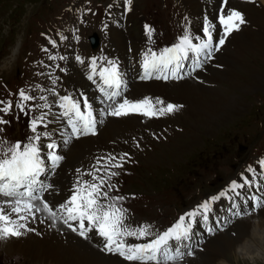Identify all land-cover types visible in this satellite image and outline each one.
Listing matches in <instances>:
<instances>
[{"label":"rangeland","instance_id":"obj_1","mask_svg":"<svg viewBox=\"0 0 264 264\" xmlns=\"http://www.w3.org/2000/svg\"><path fill=\"white\" fill-rule=\"evenodd\" d=\"M66 1L0 0V101H11L14 105L9 113H0V116L10 121L7 125H0V128L4 129L0 132V140L8 141L9 145L16 141L26 142L27 138L33 135L30 130V121L37 117V111L40 110L37 102L41 101L39 99L41 95L35 91H28L29 87L42 85L46 77H52L51 75L58 71H65L67 68L64 66L62 70V67L69 60L76 56L89 60L93 56L98 58L101 65H104L105 61L100 58L113 60L115 46L110 41V36L134 34L136 37L126 42L129 47L133 44L138 45L136 38L142 37V45L145 50L151 48L157 52L178 42V37L184 35L186 31L193 35L203 36L202 29L205 18L199 20L198 13L208 7L214 12L215 30L213 33L217 34L216 24L218 22L215 9L222 7L219 0H195L196 2L193 0H133L132 8L136 10L135 16L127 17V12H129L127 6L126 12L113 10V14L108 8V5H112L114 2L121 8L124 0H73L68 7L69 11L65 10L68 4ZM111 1L113 2L108 3ZM233 1L235 4L229 6L228 0V8L239 11L244 19V23L240 24L239 29L236 30V33H239L242 27L250 25L245 12L249 9H246L247 7H244L243 10L238 8L239 2L244 0ZM245 2L248 4L247 6L258 5L255 1ZM43 4L54 5V7H50L48 13L44 11L46 8L42 7ZM42 14L48 15V19H44L43 22L47 25L50 22L52 31H57L59 28L73 38L71 42H66L59 33L50 36L46 48L49 47L50 56H55L57 59L50 64L48 71H46V65H42L41 71L38 66L42 59L47 58L46 51L41 55V59L34 64L37 55H39V46L36 48L34 43L44 28L31 24V21L34 17L43 19ZM114 19L118 22L117 24H112ZM192 21L195 24L191 23ZM107 23H111L113 27L115 25L114 28L119 32L116 31V34L108 32ZM192 24L196 29L194 32L191 29ZM145 25L154 29L151 41L145 30ZM254 26L250 30L252 37L240 47L235 59L227 57L228 63L221 62V58L226 57L230 52L229 48H225L226 39L219 50L213 53L212 59L204 64L203 67L213 61L212 70L220 71L217 82L209 84L204 81L203 77L199 78L195 75L194 78L193 76L192 79L194 78V83L197 86L199 84L205 86L203 92L197 93L195 85L190 92L176 101L160 98L165 104L172 103L179 106L178 110L159 117L149 118L140 115L138 122L132 123L130 127L120 129L117 136L107 142L102 152L95 156V160L88 170L81 166L78 167V181H91L92 177L87 173L101 165H105V167L102 169V173H97V175L104 174L108 170L119 173L108 181L118 189V191L111 192L110 195L125 197L121 204L127 209L129 225L135 227L147 224L162 232L175 223L184 211L196 208L204 199L207 202L218 196L230 183L237 180L239 173H250L249 168H253L257 172V166L261 165L260 161H264V27L258 24ZM77 36L79 40L75 38ZM214 36L216 37V35L213 34L215 43L217 40ZM91 37L97 40L93 47L90 43ZM50 41H55V45ZM218 55L221 56L215 62L214 57ZM60 56H64L65 59H59ZM137 61H140L139 57H137ZM64 71L56 76L55 84L50 82L48 86H52L59 96L71 95L76 99ZM255 74L257 80L254 77ZM17 85L20 86V89L25 88L29 96L36 98L26 102V111L31 109L28 114L15 107L19 102ZM43 92L41 91V93ZM47 95L52 98L56 97L51 91H48ZM224 95L231 98L229 106L226 107H223V104L226 103ZM148 97L157 99L151 95ZM2 106L0 105V107ZM133 115L138 116V114H130V117ZM45 144L46 142L41 141V145ZM130 145H136L137 149L145 148V151L138 152L131 149ZM62 152L61 155L63 154L65 157V149ZM124 153L128 154L124 161L119 159L115 161L122 162V168L107 166L110 156L119 158ZM98 159L100 164H97ZM60 166L63 172L67 170L62 163ZM258 181L262 184L260 192L264 193V182H262L264 179H258ZM228 202L233 210L239 212L237 207H234L236 202L234 196L228 194ZM212 210L222 212V207L216 205ZM225 212L228 216L230 215L229 212ZM220 215L221 213L218 214V218ZM239 218H241L240 215H235L231 219V224L235 225ZM223 219L224 217L221 218L222 224H224ZM63 225L72 232L75 239L79 238L77 230L73 231V225L72 227H69V224ZM201 229L206 235L208 234L209 227L207 225ZM251 237L249 235V240L246 241V243L249 241L247 244L251 243V251L242 250V247H239V255L236 260L227 255L229 259L224 260V263L264 264V242L260 243L261 248H258L252 242L254 237L252 239ZM4 243L9 249L6 242ZM12 254L21 255V260L17 256L10 257ZM1 257H5V262L1 260ZM80 260L76 255L73 257L74 264H80ZM119 260L124 264L133 263L122 258ZM0 264L40 263L19 252L12 251L11 253V251L3 250L0 247Z\"/></svg>","mask_w":264,"mask_h":264},{"label":"snow or ice","instance_id":"obj_2","mask_svg":"<svg viewBox=\"0 0 264 264\" xmlns=\"http://www.w3.org/2000/svg\"><path fill=\"white\" fill-rule=\"evenodd\" d=\"M133 0H124L127 10H131ZM228 0H222L220 9L219 24L223 26V36L218 41L213 42V31L215 25L205 18L203 25V36L193 35L185 32L184 35L178 37V42L163 49L154 51L149 48L143 53L141 62L142 72L138 79H168L169 74L173 78H179V72L184 67L183 61L192 60L193 70L199 69L204 63L211 60L213 53L218 51L220 46L225 43L226 36L233 30H238L240 24L244 23L242 14L239 11L229 9L227 7ZM113 7L109 4L108 8ZM91 11V9H88ZM145 30L149 40H152L154 29L145 25ZM66 37H62L65 39ZM79 40V37H75ZM55 45V41H50ZM46 51V49H45ZM191 54V55H190ZM49 59H57L50 56ZM59 59L64 60V56ZM75 59L84 64L85 60L80 56ZM105 61L104 65L97 67L98 58L92 57L89 62L90 73L87 77L97 85L102 99L109 102L99 113V119L94 115L92 105L87 97L74 99L71 95L59 96L55 89H50L54 95L59 96L58 105L47 103V97L41 96L39 99L45 103L39 105L40 109H48L49 111H41L40 115L30 121V130L33 135L27 138L26 142L16 141L9 145L8 141L0 140V240H5L10 236H19L22 233L19 229L25 225L19 224L18 220H27L29 215L34 212L44 211L48 213L52 219H57L58 212L67 213V219L64 223L71 221H79V235L85 236V221H87L90 231L93 227L98 234L105 238V248L109 252H113L123 257L126 261L133 264H178L185 255L191 252L182 251L183 242L190 239L192 235V227L195 217L202 216L206 222L208 220L209 204L202 203L194 211L181 215L179 219L166 230L160 232L155 230L151 225L131 226L127 223V209L121 202L125 200L124 196L110 195L113 191H118L115 185L108 181L119 173L108 170L104 174L102 169L105 165L95 167L92 172L87 173L92 177L91 181H77L75 190L71 197L58 207L50 206L44 199L43 193L53 185L48 184L45 180L40 179L41 176L48 178L55 169L60 166V162L64 157L58 154L59 144L53 139L54 133L48 130L47 117L52 115L51 108L58 107L62 111L59 117L66 119V123L71 128V134L62 140V144L67 146L73 136L79 138L82 135H95L97 123L102 124L105 116H128L130 114H138L145 117H159L170 114L178 110L177 105L167 103L160 99L144 97L138 100H131L124 96L127 90V82L120 72L118 65L113 60L100 58ZM190 74V73H189ZM98 78V79H97ZM56 81L53 80V84ZM19 102L15 105L21 112L28 114L26 111L27 101L35 100V97L29 96L24 90L18 92ZM0 113H9L14 105L11 101H0ZM83 105V107H82ZM10 121L0 116V125H7ZM40 129H44L41 131ZM4 129L0 128V132ZM42 140H48L45 145H41ZM43 148L48 151L45 153ZM128 154L124 153L119 158L110 156L107 166L110 168H122L123 163H117V159L124 161ZM100 164V160H97ZM262 166L261 172L257 173L255 169L249 168L256 178L264 177V161H260ZM79 171V170H77ZM264 182V181H262ZM254 179L245 177L243 182L237 184L235 181L231 185V189L251 187ZM107 189L106 191L103 189ZM226 192H221L213 200H218L226 196ZM241 194L236 193V197ZM40 202L42 207L35 202ZM258 207H264V203L257 201ZM235 207V205H234ZM245 214L247 211L242 209ZM234 215H240L235 212ZM15 217V218H14ZM69 227L72 225L69 224ZM77 229L73 228V231ZM211 230V229H210ZM127 238L136 240H144V243L129 244Z\"/></svg>","mask_w":264,"mask_h":264},{"label":"bare ground","instance_id":"obj_3","mask_svg":"<svg viewBox=\"0 0 264 264\" xmlns=\"http://www.w3.org/2000/svg\"><path fill=\"white\" fill-rule=\"evenodd\" d=\"M193 1L196 2L195 0ZM261 2L264 4V0H261ZM239 3L240 5H237L238 8H241L243 10L245 9L244 7H247L246 9H249L245 12L247 18L249 19L250 25L248 27H242L239 33H232L228 36L225 43V48H229L231 54L229 52L226 57L221 58V62L223 64L228 63L227 57L235 59V55L237 54V51L240 49V47L244 44V42H247L252 37L250 30L255 24L264 27L263 7H261L259 4L257 6H247V3ZM234 4L235 3L233 0H229V6H232ZM112 5L113 7L109 8L110 13L113 14V10L123 12L122 8L124 7V5H121V8H119V5H117L116 2H114ZM216 8H218V6H216ZM135 11L136 10H134L131 6V11L127 15V17H134ZM198 14L199 20L200 18H207L209 21L214 23V12L211 8L208 7V9H203ZM195 22L193 23L192 21L191 23L195 24ZM193 24L191 25L192 32L196 30ZM114 27L112 26V24H110L107 28L108 32L116 34V31L118 29H115ZM134 37L136 36L131 33L127 36L109 37L110 41L113 42L115 46L113 50L114 60L121 68L122 72L125 73L128 78H132L137 75L140 63L139 61H137V57L141 56L139 55L140 52L145 51V48L142 45V37H138L136 38L138 45H131L130 47H133V52L131 54L127 53V49L129 48V46L126 44V42L128 40L131 41ZM128 56H130L129 59ZM220 56L221 55L215 56L214 61L216 62ZM89 62L90 61H85L84 64H81L78 61H75L74 59L69 60L66 69L67 81L71 85V89L74 92L73 94L78 97L77 99L87 97V99L92 105V109L94 110V115H96L97 119H99V113L105 107H107V104L99 103L98 99L95 96L96 91H94L93 86L91 84L86 85L87 82H85V70ZM237 63H239V61H237ZM212 64L213 61H211L209 65L201 68V70L196 73L197 77H203L204 81L209 82V84L215 81L217 82L218 74L220 73V71L218 70H212ZM254 77L257 80L256 74L254 75ZM194 81V78H188L180 82H162L158 80H150L149 82L142 81L139 83L135 82V84H133L128 93H126L124 96L131 100H138L151 95L154 98L158 99L165 98L168 101H176L180 99L184 94H187L192 90L193 86L196 85ZM204 88L205 86L203 87V85L199 84L197 86L196 92L201 93L203 92ZM140 96L142 97L138 98ZM224 100L226 103L223 104V107L229 106L231 98L227 95H224ZM95 105H101L97 112H95ZM192 106H194V104H192ZM198 107L200 108V106ZM199 108L197 109L199 110ZM51 113L52 115H50V119H48L47 117L48 121H50V123L48 124V130L54 133V128L61 127V124L64 123V121L58 115L54 114L53 112ZM39 115L40 114L37 113V117ZM139 116L140 115H133L131 117L130 115L120 117L105 116L103 119V123H98L97 125L96 136L81 137V139L72 141L69 144V147H67V150L65 151V160L62 162L63 167L67 170L63 172L60 166L57 170L54 171V173L50 175L51 179L45 180L46 183L53 185L52 188H49L46 192L43 193L44 199L49 203V205L58 207L60 204L65 203L71 197L73 191L75 190V183H77V181L79 180V171H77L78 167L81 166L82 168L88 170L94 162L95 156L98 153L100 154L102 152V150L107 145V142L114 136H117L120 129L122 130L123 128L130 127L132 123L138 122L140 118ZM40 130L43 131L44 129ZM59 130L65 131V138H67V136L70 134V131L68 129L65 130L63 127ZM53 139H55L57 142L55 133ZM95 144L97 145L94 147ZM130 147L131 149H135L136 151L140 152V149H137L136 145H130ZM81 156L83 158H80ZM261 170L262 166L258 165L257 172H261ZM245 177L254 179V185L251 187H245V189L236 188L235 191H233L231 189L232 184L230 183L224 190L227 195L221 200L219 204V206L222 207L221 215L224 216L226 221L224 224L219 223V225H216L211 223L209 227L211 230L209 229V234L206 235L205 232L202 231L200 225H198L196 221L193 222L192 235L190 239L183 242L184 246H182V251L186 253L191 252V254L185 255L183 259L178 262V264H225L224 260L229 259L227 258V255L233 260H236L239 255V247H242V250L251 251V243L247 244L249 241L246 243V241L249 240V235L254 237V240H252L253 244L258 248H261L260 243L264 242V207H258L257 201H261L262 203H264V194L260 192L262 184L258 181V179H264V177L256 178L252 172H241L237 175V180L235 182L237 184H240L243 182V179ZM237 192L241 194L239 197H236ZM228 194L236 198L235 206L241 213V218H239L238 222H236L235 225L231 224V214L228 216V214L225 212H230L233 210L228 202ZM35 203H37L38 206L42 207V204H40V202L37 201ZM225 208H227V210H224ZM242 209H245L247 211V214H245ZM209 212L219 213L215 210H212L211 208L209 209ZM58 217L59 218L57 219H52L49 217L48 213L40 211L34 212L32 215H29L27 220H18L17 222L19 224L25 225L24 228H21V230L19 229L22 234L19 236H10L5 240H0V247L3 250L9 252L11 251V253L12 251L19 252L22 255L28 256L29 258L40 264H74L73 257L75 255L81 259L80 264H124L119 260L123 257L117 255L113 256V252H109L106 250L105 238L101 237L94 227L90 231L87 230L89 228L87 221H85V232H87V236L86 241H84L80 238H78L79 240L75 239V237H73L72 232L63 225L66 224L64 223V220L67 219L66 212H58ZM67 224L77 226V224L79 225V221L69 220ZM4 242H6V244L9 246V249H7V246ZM13 256H17V258L20 260L22 258L19 254H12L10 257ZM1 260L5 262V257H1Z\"/></svg>","mask_w":264,"mask_h":264}]
</instances>
